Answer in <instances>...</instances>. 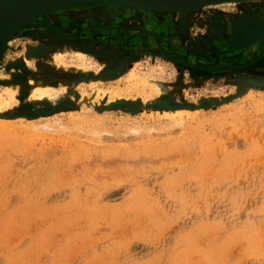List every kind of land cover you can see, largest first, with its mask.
<instances>
[{
    "label": "rangeland",
    "instance_id": "obj_1",
    "mask_svg": "<svg viewBox=\"0 0 264 264\" xmlns=\"http://www.w3.org/2000/svg\"><path fill=\"white\" fill-rule=\"evenodd\" d=\"M122 5L76 14L83 29H105L84 37L71 33L75 21L64 33H23L57 12L42 16L0 58V87L21 89L0 118L35 120L28 143L26 131L0 128V264H264V37L259 56L242 52L232 65L222 45L239 47L222 18L246 17L245 8ZM79 51L96 69L53 61ZM218 57L226 63L210 65ZM135 67H158L159 93H92L97 79L106 91L125 88L118 79ZM29 77L62 91L57 103L28 99Z\"/></svg>",
    "mask_w": 264,
    "mask_h": 264
},
{
    "label": "bare ground",
    "instance_id": "obj_2",
    "mask_svg": "<svg viewBox=\"0 0 264 264\" xmlns=\"http://www.w3.org/2000/svg\"><path fill=\"white\" fill-rule=\"evenodd\" d=\"M229 2H232L233 4L239 5L241 8H245V10L247 12L246 13L247 15L248 14L249 15L250 14H254L255 10H257L254 6H259L258 9L264 10V0H221V1H217V2L211 3V4L204 5V6L200 7V8L189 9V10H170V11H165V10L164 11L163 10H147V9H143V10L159 12V13H161V12L162 13H164V12H166V13L167 12H177L178 14H186L187 12L198 11L201 8H203L205 6H208V5L209 6L210 5H219V4L229 3ZM76 4H79V3H76ZM76 4L69 5V6L60 8V9H56V10L47 12V13L42 14L41 16L37 17L36 19H38V18H40L42 16H45V15L54 14V13H56L58 11H62L64 9L72 7V6L76 5ZM36 19L28 22L26 25L20 27L13 34H11L7 38V40L5 42V49L4 50H6L7 46L9 45V42H10V40L12 38H15V36H17L19 33H22V31L28 25L32 24ZM250 27H251V30H254V29L258 30L260 26L257 25L256 28L254 26H250ZM246 38L247 37H245V39ZM0 39H1V35H0ZM69 59H70V61L67 60V55L66 54L57 53L54 56L53 61L55 63H58L60 66L65 67V68H67V67L69 68V67L73 66L74 68H77L78 70H81V71H84V72L96 69V68H94L96 66L95 62L84 52H80V51L79 52H75L73 55H71V58H69ZM26 62H27L28 66L32 67V65H33L32 61L26 60ZM97 67H98L97 70L99 68L101 70V67L99 65ZM156 68L158 69V67H156ZM156 68L154 67V68H152V70L150 72L142 73V74H141L140 70H138L136 67L135 68H131V70L127 73V75H125L124 77H121L120 79H118L119 80L118 81L119 85H121V83L125 82L126 87L123 88V89L112 90V91H108L107 90L106 91L104 89L105 85L102 83V81H99L98 79L89 82L90 83L89 87L91 88L92 93L95 94L96 97L100 96L102 94H105V95L108 94L109 98H110L109 101H114L117 98L119 99L120 97H124V99H128L134 94H136V96L142 97V99L144 101H147V99H148V97L150 95H155V94L159 93V91H160L159 87H158L159 85H157V83L155 81V80H157V69ZM87 73H89V72H87ZM9 76H11L10 73L4 75L5 78H9ZM6 80H8V79H6ZM29 80H30V82L27 84V86H29V88L27 87L26 89H27L28 94H29L28 99H30V100H41L42 101L43 99H48V100L51 101L49 103H53L55 100L58 99V96L62 93V91H59V90L56 91V90L52 89V86H49V85L44 86L43 84H41V82L39 81V80H41L40 78L39 79H37V78L33 79V77L32 78L29 77L28 81ZM34 80H36V81H34ZM86 89H87L86 86H85V88L82 87V86H79V93H80V96H82V98L87 97L86 96V94H87L86 93V91H87ZM20 90H21L20 86L19 85H15V84H7V85H5L3 87H0V112L3 111V110H7L8 108L9 109L13 108V107H15V106H17L19 104L18 96H20L19 95L20 94ZM29 90H30V93H29ZM148 91L150 92V94L148 93ZM115 94H116L117 98H115V96H114ZM72 99H74V98H72ZM43 102H44V100H43ZM155 114H159V112H156ZM160 114L162 115V117L165 118V120L166 119H171V120L172 119H176V121H177L178 120L177 118H181V115H179V114H170V112L160 113ZM155 117H159V116H155ZM49 118L50 117H45V119H49ZM8 120L9 119L6 120V119H3V118H0V128H2L3 130H9V131H12V130H19L18 132L26 131L24 133H26V135H28L29 133L27 134V131H29V130H31L32 128L35 127L34 126L35 123H32V122H35V120H33V119L18 118V119H15V120H9V121ZM169 122H172V121H169ZM173 122H174V120H173ZM28 138H29V135L27 137V143H28Z\"/></svg>",
    "mask_w": 264,
    "mask_h": 264
},
{
    "label": "water",
    "instance_id": "obj_3",
    "mask_svg": "<svg viewBox=\"0 0 264 264\" xmlns=\"http://www.w3.org/2000/svg\"><path fill=\"white\" fill-rule=\"evenodd\" d=\"M90 0H0V58L5 52L7 38L17 29L47 12ZM96 1V0H91ZM127 4L147 10H189L200 8L221 0H105ZM252 22V25L249 23ZM234 19L231 42L242 48L260 41L264 37V19ZM259 25L251 30L250 26ZM245 37H247L245 39Z\"/></svg>",
    "mask_w": 264,
    "mask_h": 264
},
{
    "label": "flooded vegetation",
    "instance_id": "obj_4",
    "mask_svg": "<svg viewBox=\"0 0 264 264\" xmlns=\"http://www.w3.org/2000/svg\"><path fill=\"white\" fill-rule=\"evenodd\" d=\"M108 5V6H111V7H120L123 9V5L119 2H114V1H105V0H97V1H92V2H85V3H79V4H76L72 7H69V8H66L60 12H57L56 15L54 16V18H46L44 19L42 22H39L40 25L37 26V28H34V29H30V28H26L24 30V34H31V32H34L35 30H48L46 28H49V29H52L54 30L55 32H61V33H64V29L67 28V24L63 25V23H66V22H69V21H75V23H69L68 26H70L71 30H75V31H72L71 33L73 35L77 34L78 32L81 33V37H84L85 35L88 36L87 32H95V31H103L105 30L101 25H96L95 27H92L93 29L90 30L89 28L87 29H83L84 26H86V24L84 25V22H78L77 20H75L73 17L78 14V13H81V12H84V11H88V10H92L96 7H98L99 5ZM127 11H130L128 10V8H126ZM143 10V9H141ZM246 10H244L242 12V14H246ZM250 13V12H249ZM261 14H264V11H259V10H255V13L253 15H246L241 17V16H230V15H226V16H223L222 18V21H224L225 23V27L227 25V28H225V32H226V35L228 37V35L232 32V24H231V21H233L234 19H243V20H246V21H249V20H254V19H257L258 16L260 17H263L264 18V15H261ZM225 19L226 21H228L227 23L225 22ZM55 22L57 24H55ZM249 23L252 25V22L249 21ZM61 25V26H60ZM62 27V28H61ZM112 30H114V27H110ZM141 35H138V36H135V37H131L130 35L127 37V41L128 43H131V41H134L140 37ZM168 42H170L168 40ZM221 44V43H219ZM226 44L222 45L224 48L226 47L225 46ZM173 48L171 47H166L167 50L170 52V51H175L177 50L180 45H172ZM222 48V52H229L231 53L230 55H232L233 57L230 58L229 60V64H237L238 63V59L237 57H239V53H242L244 52L245 53V58L246 59H250V60H253V58L255 57L256 54H258L257 56H259L260 53H262V46L260 45V43L256 44H251L249 45L248 47L246 48H242V49H234V48H231V49H224ZM229 55V56H230ZM189 59H192L193 62H200V63H206L205 60H202L201 58L199 60H196L192 57L189 56ZM221 57H218V60L219 62H215L213 61V63H211L210 65H214V66H221V64L223 63H226L225 61H222L220 60ZM232 69H236L235 67H224V68H220V70H223V71H228V70H232Z\"/></svg>",
    "mask_w": 264,
    "mask_h": 264
}]
</instances>
